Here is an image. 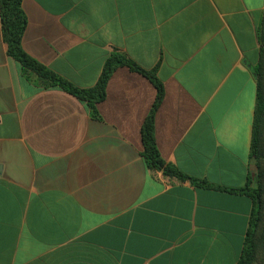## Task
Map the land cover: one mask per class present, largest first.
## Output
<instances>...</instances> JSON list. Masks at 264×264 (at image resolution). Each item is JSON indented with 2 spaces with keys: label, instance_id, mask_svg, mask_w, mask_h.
Here are the masks:
<instances>
[{
  "label": "crops",
  "instance_id": "crops-1",
  "mask_svg": "<svg viewBox=\"0 0 264 264\" xmlns=\"http://www.w3.org/2000/svg\"><path fill=\"white\" fill-rule=\"evenodd\" d=\"M25 53L77 87L116 52L161 82L160 157L244 187L264 0H21ZM156 95L126 65L88 104L7 52L0 20V264H236L252 202L148 166Z\"/></svg>",
  "mask_w": 264,
  "mask_h": 264
},
{
  "label": "trees",
  "instance_id": "trees-1",
  "mask_svg": "<svg viewBox=\"0 0 264 264\" xmlns=\"http://www.w3.org/2000/svg\"><path fill=\"white\" fill-rule=\"evenodd\" d=\"M0 20L3 40L7 44V52L19 61L22 70H30L40 76L45 84L58 85L79 99L84 100L88 104L92 116L98 115L97 103L105 97L108 78L117 66L126 65L148 76L156 87V95L141 127L142 158L148 166L160 169L169 176L181 179L189 178L176 167L165 163L159 155L154 139L153 118L155 109L163 95V87L153 72L144 70L123 55L113 52L105 59L99 77L93 86L87 88L77 87L61 75L31 58L23 50L21 37L25 29L26 17L21 6V0H0ZM257 32L260 46L259 60L255 67L257 88L250 141V157L254 162L255 169L249 174L247 184L240 188L215 186L205 181L189 178L193 183L230 192L244 193L251 199L252 208L249 226L236 264H264V12Z\"/></svg>",
  "mask_w": 264,
  "mask_h": 264
},
{
  "label": "rangeland",
  "instance_id": "rangeland-1",
  "mask_svg": "<svg viewBox=\"0 0 264 264\" xmlns=\"http://www.w3.org/2000/svg\"><path fill=\"white\" fill-rule=\"evenodd\" d=\"M254 169H255V166H254Z\"/></svg>",
  "mask_w": 264,
  "mask_h": 264
}]
</instances>
